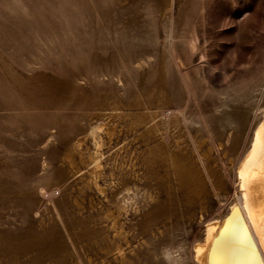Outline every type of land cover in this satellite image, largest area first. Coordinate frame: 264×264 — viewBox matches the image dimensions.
Here are the masks:
<instances>
[{"label": "rangeland", "instance_id": "rangeland-1", "mask_svg": "<svg viewBox=\"0 0 264 264\" xmlns=\"http://www.w3.org/2000/svg\"><path fill=\"white\" fill-rule=\"evenodd\" d=\"M263 67L264 0H0V264L123 263L107 249L116 232L103 211L118 207L126 179L177 208L157 222L166 233L157 251L146 249L150 234L130 208L123 222L140 249L136 264H196L207 222L240 199L237 166L264 108L239 149L228 144L230 124L260 94L248 89ZM177 112L201 133L189 124L178 131ZM97 117L119 129L113 142L103 135L110 202L86 185L88 165L76 176L60 167L77 138L93 149ZM155 150L165 159L179 152L203 190L187 184L185 193Z\"/></svg>", "mask_w": 264, "mask_h": 264}, {"label": "bare ground", "instance_id": "bare-ground-1", "mask_svg": "<svg viewBox=\"0 0 264 264\" xmlns=\"http://www.w3.org/2000/svg\"><path fill=\"white\" fill-rule=\"evenodd\" d=\"M263 89L264 67L262 72L253 80V82H251V85L248 89V91L259 90L260 94L254 100H243V107L239 109L236 120H233L234 122L230 124L233 131L231 133V138L229 137L230 139L228 140V144L230 143V146L232 145V148L239 149L245 139L248 127L252 125L255 120L257 108H264V94L262 93ZM110 113V118L113 119L116 114L114 112ZM100 114L102 113L100 112ZM176 114L177 115L175 117L173 115V119H170L172 120L173 126H175L176 129H178L180 126L183 127V125L185 124H189L190 126L195 125L197 130L201 133L202 125H200L199 122L195 121L192 118L193 116L191 117L188 113L185 114L183 112V119H181V113L177 112ZM137 117L140 118V116ZM139 118H137L138 121H140ZM151 120L156 121L157 119H153L152 117ZM161 121L162 120H160V122ZM106 122L107 121H104L102 118L97 117V121L91 126L89 130L87 139L91 141L93 149L89 147L85 148V137L77 138L78 140L75 145L66 149L63 156V161L62 163L60 162V167L67 165L70 168L71 175L76 176L82 173L80 164L88 165L89 179L87 180L86 185L96 189L106 198L108 202H110L112 199L110 200L107 196L108 188L103 186L101 183V179L104 178V161L106 160L103 135L105 134L108 137L109 141L113 142L114 138L119 135V129L118 125H116L115 123ZM140 122L142 123V121ZM136 123L138 124V122ZM162 125H154L152 124V122H150L147 126L149 132L153 133L154 135H158L163 132V127L161 128ZM173 126L170 127L172 128ZM180 129L183 128L180 127L178 131ZM224 132L225 131H223V133ZM178 133L179 132H177V134ZM180 133L183 134L182 132ZM167 149H165V151ZM173 151L176 150L173 149ZM178 153L172 152V154H170V158H167V160L162 157V152L155 150V158L153 159L156 160L159 158L160 160L161 158V160L164 159L169 161L170 164L175 167L173 171H175L176 176L179 178V181L177 182H182L181 184H183V186L180 184L182 187H184V185L188 186L187 184H190L192 186L196 185L195 189L197 191H200V189H202L201 187L203 186V182L200 180V178H202V175L201 177H198L199 175L192 173L195 170L190 169V171L187 168L188 166L186 167V165L184 164L185 162L179 155L180 153ZM185 161L187 160L185 159ZM191 167L193 168V164H191ZM197 171L198 169H196V172ZM199 173L201 174V172ZM126 177L129 178V176ZM237 177L241 193L240 199L236 203L233 202L234 205H231L232 208L225 217L213 219L207 222L203 240L197 242L194 247L193 259L196 264H264V113L261 121L258 123L253 132L249 149L240 159V162L237 166ZM165 178L167 179V177ZM56 179H61V176H57ZM127 180L128 179H126V181L124 180L125 183L122 187H120V191L114 194L115 199L118 203V207L115 210L112 208H107L105 211H103V208L101 206L100 209L101 211H103L105 218L113 222V227L116 232L114 238L111 239L109 247H107V249L120 257L122 260L121 262H123L124 264H136V260L140 259V251L137 250L140 249L139 246H133L132 241L130 240L131 230L128 231L125 227V222H123L125 216L129 215L130 208L134 209L135 215H138L137 217L139 218L142 229L146 232H149L150 234L148 239H143V244L149 251H154L155 249L153 246H155L157 242L154 243V240L158 238V241H161L160 237L163 238L165 237L164 234H166L164 233L165 231L159 229V227L157 226V222L164 218L171 219V217L176 214L177 208H175V206H173L170 201H165L163 203L158 197L150 193L151 191H144L143 193H141V190L139 191V186L136 182H133L134 186H131ZM167 181L168 180H166L165 182L168 183ZM189 181H194L196 184H194L193 182V184H191L189 183ZM169 185L168 187L172 186L171 183ZM185 189L189 188L184 187L183 190ZM191 190L192 189H190V191ZM190 191H187V193ZM189 194H187V196ZM141 199H143L148 206V208L145 209L143 213L140 211ZM74 203L77 206L82 207V203L78 199H74ZM156 226L158 227V229H155ZM154 229L157 230L156 233ZM125 246H127V248ZM157 249L158 248H156L155 251H157ZM157 261L161 262L159 261V259Z\"/></svg>", "mask_w": 264, "mask_h": 264}]
</instances>
